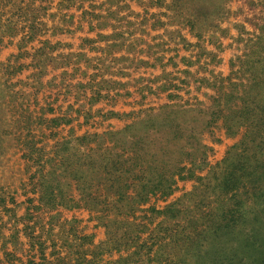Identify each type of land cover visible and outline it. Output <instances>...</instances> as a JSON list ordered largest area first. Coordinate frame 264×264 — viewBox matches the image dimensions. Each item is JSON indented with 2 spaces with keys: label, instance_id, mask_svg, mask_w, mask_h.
Wrapping results in <instances>:
<instances>
[{
  "label": "rangeland",
  "instance_id": "rangeland-1",
  "mask_svg": "<svg viewBox=\"0 0 264 264\" xmlns=\"http://www.w3.org/2000/svg\"><path fill=\"white\" fill-rule=\"evenodd\" d=\"M243 70L264 74V0H0V264H264V168L210 112ZM187 102L193 159L128 164L97 212L58 202L68 161Z\"/></svg>",
  "mask_w": 264,
  "mask_h": 264
},
{
  "label": "trees",
  "instance_id": "trees-1",
  "mask_svg": "<svg viewBox=\"0 0 264 264\" xmlns=\"http://www.w3.org/2000/svg\"><path fill=\"white\" fill-rule=\"evenodd\" d=\"M242 73L241 77H237L240 78V83L234 82L235 78L231 76L223 79L219 88L220 92H218V97L214 98L210 112L215 119H224L226 129L231 135H237L246 128L242 147L247 161L242 162L241 166L245 172L243 176L249 178L257 175L259 169L264 168V157H262L264 153V74L260 71L256 75L252 73L253 77L249 78L246 83L243 78L247 72L243 70ZM227 81L230 83V91H226ZM189 107L191 104L187 102L184 106L172 105L165 109V122H176L173 125H144L141 127L136 124L121 135L110 136V139L101 138L96 146L87 147L77 159V163L67 162L68 172L61 181L62 195L58 202L65 206L81 207L97 212L100 205L109 206L111 204L112 195L110 193L116 189L115 182L122 183L123 187L131 188L126 183V174H131L127 173L125 168L128 164L139 166V174H144L149 172V169L144 167L145 165L161 162L172 164L175 155L180 151L193 159V143L191 142L193 131L190 126H184L186 123L181 125L177 117L179 113L192 111ZM150 121L151 119L147 122ZM155 127L156 129H153ZM109 141L110 143H107ZM198 144L199 142L196 146ZM237 149L239 150L240 147ZM231 164L237 166L233 162ZM184 170L186 167H180L175 172L179 175V171ZM160 174L164 173L160 172ZM64 180L68 181V189L72 191L76 188L77 194L68 195L63 192ZM239 180L237 178L232 181L236 183ZM245 185H251V183L246 180ZM65 260L66 258H61L60 261ZM94 263L95 260L88 259V255L77 258V264Z\"/></svg>",
  "mask_w": 264,
  "mask_h": 264
}]
</instances>
